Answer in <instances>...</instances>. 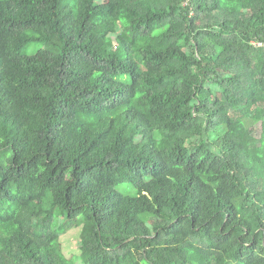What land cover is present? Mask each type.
Masks as SVG:
<instances>
[{
  "label": "trees",
  "instance_id": "16d2710c",
  "mask_svg": "<svg viewBox=\"0 0 264 264\" xmlns=\"http://www.w3.org/2000/svg\"><path fill=\"white\" fill-rule=\"evenodd\" d=\"M183 1L0 0V264H264V0Z\"/></svg>",
  "mask_w": 264,
  "mask_h": 264
},
{
  "label": "rangeland",
  "instance_id": "374dc122",
  "mask_svg": "<svg viewBox=\"0 0 264 264\" xmlns=\"http://www.w3.org/2000/svg\"><path fill=\"white\" fill-rule=\"evenodd\" d=\"M254 43H255V42H254ZM37 49H39V48H37ZM27 53H28L29 55H33V54L36 53V49L33 48V49H31L30 51H28ZM198 133L201 134L202 132L199 130ZM71 242H72V245H71L72 250H76L77 247H78V241L75 240V239H73ZM78 264H81V263H78Z\"/></svg>",
  "mask_w": 264,
  "mask_h": 264
},
{
  "label": "built area",
  "instance_id": "2783aa9c",
  "mask_svg": "<svg viewBox=\"0 0 264 264\" xmlns=\"http://www.w3.org/2000/svg\"><path fill=\"white\" fill-rule=\"evenodd\" d=\"M191 1H192V0H184V1H183V5H184V7L190 6ZM253 44H254V46H257V47H262V46L264 45V44H262V43H253Z\"/></svg>",
  "mask_w": 264,
  "mask_h": 264
}]
</instances>
